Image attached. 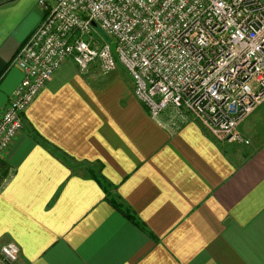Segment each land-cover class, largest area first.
<instances>
[{
  "label": "crops",
  "instance_id": "crops-1",
  "mask_svg": "<svg viewBox=\"0 0 264 264\" xmlns=\"http://www.w3.org/2000/svg\"><path fill=\"white\" fill-rule=\"evenodd\" d=\"M38 1L0 0V113L45 15ZM95 70L65 61L0 160V247L17 245L13 264H264V141L220 146L197 121L163 127L131 80Z\"/></svg>",
  "mask_w": 264,
  "mask_h": 264
},
{
  "label": "built area",
  "instance_id": "built-area-1",
  "mask_svg": "<svg viewBox=\"0 0 264 264\" xmlns=\"http://www.w3.org/2000/svg\"><path fill=\"white\" fill-rule=\"evenodd\" d=\"M67 60L102 76L120 64L153 121L191 119L247 145L238 127L264 100V0H55L13 59L22 79L0 113V160ZM0 256L13 264L19 248L6 243Z\"/></svg>",
  "mask_w": 264,
  "mask_h": 264
},
{
  "label": "rangeland",
  "instance_id": "rangeland-1",
  "mask_svg": "<svg viewBox=\"0 0 264 264\" xmlns=\"http://www.w3.org/2000/svg\"><path fill=\"white\" fill-rule=\"evenodd\" d=\"M40 1V0H39ZM38 1V2H39ZM44 2L45 4V1L44 0H41ZM55 1V0H54ZM54 3V2H53ZM39 5V4H38ZM53 5V4H52ZM51 5V6H52ZM40 7H42L43 9H45V15L47 14L48 10L50 9L49 6H46V8H44L43 6L39 5ZM99 33L101 35V37L107 42L110 44V46L112 47V49H114V39L109 37L108 35H106L104 32H101L99 30ZM92 69H95V68H92ZM95 72H97L99 74V71L96 69ZM111 74V73H110ZM110 74L107 75V76H102L103 77V80L106 81L109 77H110ZM113 75H116L117 77H124V78H128L130 80V77L129 75L127 74L126 70L120 65L118 64L116 70L114 72H112ZM111 74V75H112ZM118 83V81H116ZM119 85V84H118ZM112 89L118 93V89L119 87L118 86H112ZM116 96V95H113V97ZM133 97H134V94H133ZM116 98V97H115ZM135 99V97H134ZM136 102H138L136 99H135ZM139 103V102H138ZM140 104V103H139ZM141 105V104H140ZM141 107L144 109V107L141 105ZM145 111V109H144ZM146 112V111H145ZM193 120H188L187 122H182V123H179L178 120H175V123H174V126L172 127H169V128H172L173 130H178L180 128L181 125L183 124H186V123H189ZM163 123V124H162ZM162 126L163 127H166V123L165 121H162ZM200 124V123H199ZM201 125V124H200ZM170 126V125H169ZM202 126V125H201ZM168 127V126H167ZM203 127V126H202ZM23 130V128H22ZM21 130V131H22ZM21 133V132H20ZM19 133V134H20ZM238 133L245 139L249 142V144L245 145V144H241V143H231L232 145H234V147H237V148H248V147H251L253 145H256L257 143L259 142H262L264 141V100L253 110L252 113H250V115H248L239 125L238 127ZM18 134V135H19ZM209 134V132H208ZM210 135V134H209ZM211 136V135H210ZM212 137V136H211ZM213 141L215 143H217V145H231V144H228V143H225V142H218L216 141L213 137H212ZM122 205V204H121ZM123 206V205H122ZM128 210V209H127ZM133 216V215H132ZM134 217V216H133ZM0 260L2 263L4 264H9L7 263L6 261H4V259L2 258V256H0Z\"/></svg>",
  "mask_w": 264,
  "mask_h": 264
},
{
  "label": "trees",
  "instance_id": "trees-1",
  "mask_svg": "<svg viewBox=\"0 0 264 264\" xmlns=\"http://www.w3.org/2000/svg\"><path fill=\"white\" fill-rule=\"evenodd\" d=\"M5 71H3L0 74V79L4 75ZM42 147H44L43 142L37 141ZM45 148V147H44ZM47 151H49L51 154L54 155V151L48 150L45 148ZM89 175L103 188L105 195L107 197V200L109 204L116 210L118 211L123 217H125L127 220L131 221L132 223L138 225L134 217L131 215L130 211L125 209L120 203H118L115 198L111 195V190L113 186L108 183L104 178L101 176L96 175L94 172L91 170H88Z\"/></svg>",
  "mask_w": 264,
  "mask_h": 264
},
{
  "label": "water",
  "instance_id": "water-1",
  "mask_svg": "<svg viewBox=\"0 0 264 264\" xmlns=\"http://www.w3.org/2000/svg\"><path fill=\"white\" fill-rule=\"evenodd\" d=\"M95 26V24H93Z\"/></svg>",
  "mask_w": 264,
  "mask_h": 264
}]
</instances>
